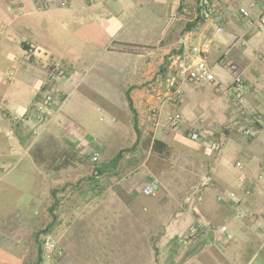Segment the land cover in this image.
Instances as JSON below:
<instances>
[{"label": "crops", "instance_id": "obj_1", "mask_svg": "<svg viewBox=\"0 0 264 264\" xmlns=\"http://www.w3.org/2000/svg\"><path fill=\"white\" fill-rule=\"evenodd\" d=\"M74 1L0 0V264H30L42 229L64 253L56 264H264L260 9L252 10L250 21L230 8L220 13L219 22L203 20L197 12L187 25L182 0H154L148 25L140 30L131 27L133 18L128 19L126 11L141 0L119 5L123 10L107 7L121 0H96L93 9L82 8L68 21L71 10L66 6L71 8ZM184 40L206 49L205 57L222 84L188 83L177 103L159 107L157 94L165 90ZM57 59L67 70L64 77L52 76ZM230 64L245 73L242 104L226 89L232 83ZM97 65L95 75L80 76L79 70L89 72ZM81 81L87 83L83 95L75 91ZM48 84L58 89L59 106L43 127L32 106L42 100ZM103 85L108 89L102 93L98 87ZM98 98L111 125L89 134L84 131L87 114ZM116 98L126 103L119 107ZM153 106L159 108L158 124L152 120ZM175 113L207 138L193 142L184 135L185 128L171 129L168 119ZM246 126L251 134L243 137ZM133 128L142 129L143 141L150 145L145 162L138 163L145 154L130 152L122 153L114 166L104 164L111 159L106 153L127 142L122 131ZM130 139V144L138 143L136 137ZM173 145L185 146L209 171L185 197V205L176 199L177 193L187 191L179 184L167 200L171 204L162 203V183L147 165L150 158L162 160L161 151ZM96 153L99 170L105 167L98 177L105 181L104 191L96 205L117 209L113 215L81 212L82 193L91 186L63 191L91 172ZM110 168H117L116 177L107 178ZM154 181V195L145 196L144 188ZM54 189L73 195L70 202L61 201L68 213L56 222ZM193 226L200 231L191 237ZM224 227L225 234L220 231Z\"/></svg>", "mask_w": 264, "mask_h": 264}, {"label": "rangeland", "instance_id": "obj_2", "mask_svg": "<svg viewBox=\"0 0 264 264\" xmlns=\"http://www.w3.org/2000/svg\"><path fill=\"white\" fill-rule=\"evenodd\" d=\"M78 1H74L71 8L69 4H67L66 7L67 8L69 7L71 11H69V13L67 14V17L65 18L66 20L70 21V19L73 17L74 14H76V16H78V14H81L83 10L82 8H84L85 10L93 9L94 8L93 4L97 3L96 0H85V1L83 0L82 3L80 0ZM205 1L208 3L209 6H215L216 10L219 13H222L224 10L228 8L233 9L238 12L240 6L245 5V4L248 5V2H249V0H182L180 10L183 15L187 16L186 17L187 25L190 24L191 16L194 18L193 15H195V13L199 12V10L203 8L202 6H204ZM129 2H130L129 0H121L120 3L114 1L113 3L110 2L111 4H107L108 5L107 7L117 10L119 9V5L122 6L125 3L128 4ZM137 4H138L137 7H134V8L132 7L131 10L127 9L126 17L128 19L133 18L134 23L132 24L131 27L137 26L138 29L145 30V26L148 25L147 15L149 13L151 14V12L154 10V6L156 3L154 0H149V1L141 0ZM183 9H186V11H183ZM119 10H123V8H120ZM52 29L53 28H46L45 30H52ZM98 68L99 67L97 65L96 68H90L89 72H85L86 71L85 69H81L78 72L80 73V76L82 77L83 75H85V73H87V75L91 73V76H93L99 70ZM85 86H87L86 81L85 82L81 81V83L75 89V91L80 90V93L82 92V95H83L86 89ZM98 89L101 90L103 93V91L104 92L107 91L108 85L106 86L103 85L102 87H98ZM124 99L125 98H122V99L120 98L119 100L118 98L117 100L116 98L115 102L120 107L121 102L126 103ZM97 101H98L97 102L98 104H94V108L89 112V114H87L89 124H86L84 131H86L89 134L102 131L107 126L111 125V116L105 111V109H103L104 108L103 101L100 98H98ZM97 105L101 109H98ZM122 132H123L122 136L126 139L127 142L115 147V150L113 152L106 153L105 154L106 157H109L111 159L104 164L111 163L112 160L116 158L119 151L121 152L124 151V154L125 153L128 154L130 152L132 153L138 152L141 154H145V157L138 162V163H144L145 159L147 158V153H149L150 145L147 144V141H146L147 139L145 140V142L143 141V136H144L143 130L142 129L135 130V128H133V129H125ZM184 135L187 138H189L188 132H185ZM245 136L247 135H244L243 137ZM130 137H136L138 139V143L130 144L132 142ZM140 139H142L141 142L139 141ZM120 148H123V149H120ZM185 148H186L185 146L180 147L178 145L177 146L173 145L172 147H169V148L167 146V148L161 151V153L164 154V157L162 160L157 159L156 157H153V158H150V160L147 162V165L150 170L149 173H151L160 183H162V190L163 192L165 191L163 195L164 197L162 199V203L166 202L165 204H167L169 202V204H171V202L167 200H169L172 197L171 195H173V192L175 191L176 186L179 184L181 188L183 187L187 188V191L183 193H177L176 199L179 201V203H181L182 205H185L184 204L185 197L188 195V193L191 191L192 188L200 185L202 178L204 176H207L209 173V171L206 170V167H204V165L199 166L198 161L195 160L196 158L195 155L192 153H189L190 150L189 149L186 150ZM93 155L94 154H92V156ZM139 157H141V155H139ZM235 159L236 158L233 157L231 161L234 162ZM117 168H114V169L110 168L105 173L106 175L108 174L107 178L108 176L116 177V175L118 174V173L117 174L115 173ZM131 175H132V178L135 177L134 172H132ZM140 175L142 176V174ZM135 180H139L138 184L141 185L142 182H140V177H136ZM103 182L105 181H103L102 178H98L97 175L95 174V165L92 162L91 172L88 173L87 176H84L83 178H80L73 183H69L68 186L66 184V186L63 188V191H65V189L67 190L69 189L71 190V193H72L75 188H80V187L82 188L85 186L95 187L94 191L93 189H91V187H89L88 189L85 190V192L82 193V196L84 199L82 201L83 205H82L81 212H84L85 215H90V216L99 215V214L100 215H113V211H118L117 209H108L106 205H102V208H99V205L98 206L96 205L99 195L101 194L102 191H104L103 190L104 187L102 185ZM62 194L64 195L61 197ZM70 194L65 193V192L61 193L60 191H57L56 189H54L52 196L54 200L53 205L55 209H54V213L52 216L55 222L60 215H64L68 213V210L65 208V205H62L61 201L70 202L73 196L72 194L71 195ZM122 194L123 193H121V195ZM99 201L102 202V200H99ZM62 206H64V208H61ZM167 209H168V212H170L171 209L170 208H167ZM171 212L169 213V215H171ZM44 235H50V233L48 234L45 232V229H42L40 232L36 234L35 241H36V246H37L38 251L36 253L35 259L33 261L31 260L30 264H56L58 261L64 259V253L57 247L55 242H54L56 245L55 252L52 254L51 259L46 258L45 252L43 251V245H42V239ZM222 248L225 249V247L223 246ZM198 249H200V246H198ZM254 249L256 251V248Z\"/></svg>", "mask_w": 264, "mask_h": 264}, {"label": "built area", "instance_id": "obj_3", "mask_svg": "<svg viewBox=\"0 0 264 264\" xmlns=\"http://www.w3.org/2000/svg\"><path fill=\"white\" fill-rule=\"evenodd\" d=\"M199 10V17L203 20L219 22L220 13L216 10L215 6H209L205 1L204 6ZM260 9V14L257 17L258 27L264 28V0H249L248 5L240 6L238 12L243 20L250 21L252 19L253 9ZM186 11V9H183ZM218 32H222V28L218 27ZM183 50L181 53L175 57L172 61L171 71L165 82V90L162 93L157 94V101L159 107L169 104L177 103L183 95V88L188 83H196L198 85L206 84H217L218 79L214 73L212 67L209 65L205 55L206 49L198 45H192L188 40L183 41ZM52 76L57 75V77H64L67 74V70L63 66L62 60H55L51 65ZM230 71L232 73V83L226 89L231 92L237 101L238 104L244 102V91L246 88L245 73L237 65L230 64ZM12 74L8 77L11 79ZM222 83H218L221 85ZM59 91L56 86L52 84L46 85L44 89L43 98L40 101H37L33 104L32 110L37 115V119L44 126L48 125L54 114L58 109V100ZM152 120L158 124L159 123V108L153 106L151 108ZM169 126L171 129H180L185 128L186 132L189 134V139L193 142H200L205 137L203 133L195 131L192 124L184 119V117L178 113L171 115L168 119ZM241 132L245 135H249L251 128L248 126L242 128ZM99 154H94L92 157V162L95 165V174L99 177ZM237 166L242 168L243 165L238 163ZM243 183V179H242ZM158 188L157 182H152L146 188H144L143 193L145 196L154 195V191ZM200 229L197 226L190 228V236L194 237L198 234ZM221 233L225 234L226 228L220 229ZM229 241L231 238L229 236L225 237ZM43 251L45 256L48 259H51L52 254L56 250V245L50 235H44L42 239Z\"/></svg>", "mask_w": 264, "mask_h": 264}, {"label": "trees", "instance_id": "obj_4", "mask_svg": "<svg viewBox=\"0 0 264 264\" xmlns=\"http://www.w3.org/2000/svg\"><path fill=\"white\" fill-rule=\"evenodd\" d=\"M160 144V142H156V144ZM162 145V144H161ZM122 153H124V151H122V152H120L117 156H116V158H114L113 160H112V162H111V166H114L115 164H117L118 162H119V160L122 158ZM105 168V167H104ZM104 168H100V170H99V174H102L103 172H104Z\"/></svg>", "mask_w": 264, "mask_h": 264}]
</instances>
